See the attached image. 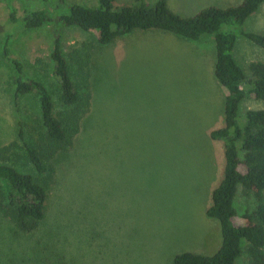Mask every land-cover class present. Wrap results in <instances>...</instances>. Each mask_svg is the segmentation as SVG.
<instances>
[{"label":"rangeland","instance_id":"rangeland-1","mask_svg":"<svg viewBox=\"0 0 264 264\" xmlns=\"http://www.w3.org/2000/svg\"><path fill=\"white\" fill-rule=\"evenodd\" d=\"M240 2L167 0L182 17ZM13 3L20 15L24 8L65 10L96 0ZM7 19L0 2V147L14 142L18 122H29L37 110L34 94L15 97L20 75L12 61L20 63L25 78L50 90L57 85L50 51L59 22L30 30ZM242 29L264 33V4L235 27L234 55L247 72L249 62L264 60V50L243 37ZM62 32L73 72L71 53L78 50L82 57L91 49L90 108L69 151L56 160L49 210L37 231L17 233L0 216V264H172L182 251L214 253L220 230L206 209L223 176L224 147L210 132L224 125V92L213 74L212 38L134 30L102 45L75 26ZM259 107L264 101L249 98L240 113ZM5 158L32 171L18 146ZM236 204L240 208L241 201ZM50 238L57 248L53 253L45 246Z\"/></svg>","mask_w":264,"mask_h":264},{"label":"trees","instance_id":"trees-1","mask_svg":"<svg viewBox=\"0 0 264 264\" xmlns=\"http://www.w3.org/2000/svg\"><path fill=\"white\" fill-rule=\"evenodd\" d=\"M133 1L116 5L114 0H96L94 5L75 3L65 10L24 8L19 15L13 0H0L8 10L10 24L30 30L53 20L60 25L50 51L55 90L25 78L20 63L12 61L20 75L15 97L34 94L37 110L29 122H18L17 139L0 147V216L17 233L37 231L49 210L56 160L69 151L90 108L91 49L82 57L78 50L71 53L77 65L73 72L64 53L63 28L75 26L92 32L102 45L134 30H163L194 41L210 36L214 44L213 74L224 92V125L213 129L210 137L223 141L224 167L206 215L216 220L220 242L212 254L177 253L172 264H264V107L240 113L244 100L264 101V60L249 62L246 72L234 55L238 39L235 27L243 26L264 0H241L227 7L210 5L187 17L174 13L167 0ZM241 34L264 50V33L242 29ZM14 146L22 149L31 172L7 162V152ZM54 243L50 238L45 244L52 253Z\"/></svg>","mask_w":264,"mask_h":264}]
</instances>
